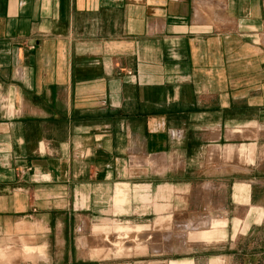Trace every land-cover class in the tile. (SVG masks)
Instances as JSON below:
<instances>
[{"label":"crops","instance_id":"obj_1","mask_svg":"<svg viewBox=\"0 0 264 264\" xmlns=\"http://www.w3.org/2000/svg\"><path fill=\"white\" fill-rule=\"evenodd\" d=\"M255 149L264 0H0V248L75 254L96 220Z\"/></svg>","mask_w":264,"mask_h":264},{"label":"rangeland","instance_id":"obj_2","mask_svg":"<svg viewBox=\"0 0 264 264\" xmlns=\"http://www.w3.org/2000/svg\"><path fill=\"white\" fill-rule=\"evenodd\" d=\"M258 152L247 161L230 158L235 171L219 173L214 184H177L163 191L157 201L171 202L169 207L136 204L125 207L129 216L96 220L91 232L77 234L75 254L59 248L47 254L28 243L30 256L24 258L15 240L0 248L8 253L0 264H264V158H256ZM126 190L117 189V201Z\"/></svg>","mask_w":264,"mask_h":264},{"label":"bare ground","instance_id":"obj_3","mask_svg":"<svg viewBox=\"0 0 264 264\" xmlns=\"http://www.w3.org/2000/svg\"><path fill=\"white\" fill-rule=\"evenodd\" d=\"M191 227H194V225L193 226H191ZM197 227V226H196ZM195 228V227H194ZM196 229V228H195Z\"/></svg>","mask_w":264,"mask_h":264}]
</instances>
